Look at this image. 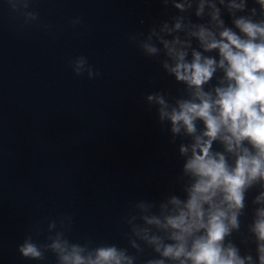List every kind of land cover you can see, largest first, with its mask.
<instances>
[{
    "label": "clouds",
    "instance_id": "1",
    "mask_svg": "<svg viewBox=\"0 0 264 264\" xmlns=\"http://www.w3.org/2000/svg\"><path fill=\"white\" fill-rule=\"evenodd\" d=\"M34 3L7 0L25 23L39 20L28 10ZM159 4L164 18H152L146 30L127 38L180 86L175 94L156 89L144 96L146 110H154L160 131L177 148L176 191L128 204L118 226L127 246L92 237L73 241V219L63 214L46 228L44 221L29 228L17 245L23 259L44 262L51 254L56 264H264V0ZM69 66L77 77L101 75L82 55Z\"/></svg>",
    "mask_w": 264,
    "mask_h": 264
}]
</instances>
